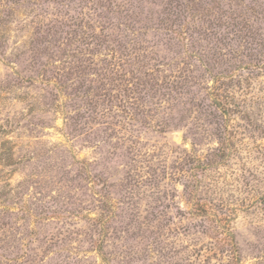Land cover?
<instances>
[{"label": "rangeland", "instance_id": "1", "mask_svg": "<svg viewBox=\"0 0 264 264\" xmlns=\"http://www.w3.org/2000/svg\"><path fill=\"white\" fill-rule=\"evenodd\" d=\"M0 264H264V0H0Z\"/></svg>", "mask_w": 264, "mask_h": 264}]
</instances>
